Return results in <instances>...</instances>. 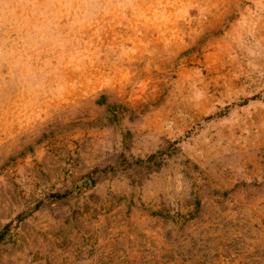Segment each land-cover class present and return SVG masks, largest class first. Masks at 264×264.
<instances>
[{"label":"rangeland","instance_id":"rangeland-1","mask_svg":"<svg viewBox=\"0 0 264 264\" xmlns=\"http://www.w3.org/2000/svg\"><path fill=\"white\" fill-rule=\"evenodd\" d=\"M0 264H264V0H0Z\"/></svg>","mask_w":264,"mask_h":264}]
</instances>
